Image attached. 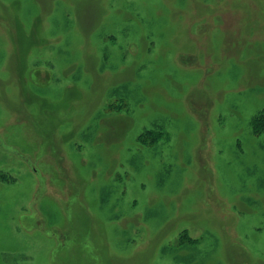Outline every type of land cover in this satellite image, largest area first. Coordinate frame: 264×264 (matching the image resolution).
Returning <instances> with one entry per match:
<instances>
[{"label": "rangeland", "instance_id": "obj_1", "mask_svg": "<svg viewBox=\"0 0 264 264\" xmlns=\"http://www.w3.org/2000/svg\"><path fill=\"white\" fill-rule=\"evenodd\" d=\"M262 111L264 0H0V264H264Z\"/></svg>", "mask_w": 264, "mask_h": 264}, {"label": "trees", "instance_id": "obj_2", "mask_svg": "<svg viewBox=\"0 0 264 264\" xmlns=\"http://www.w3.org/2000/svg\"><path fill=\"white\" fill-rule=\"evenodd\" d=\"M261 120V126L264 124V111H262L258 116H256L253 121H252V126L254 128V130L256 131L257 129V126L260 124L259 121ZM264 128V126H263ZM3 180H6L8 181L9 178L7 176H4L2 177Z\"/></svg>", "mask_w": 264, "mask_h": 264}]
</instances>
